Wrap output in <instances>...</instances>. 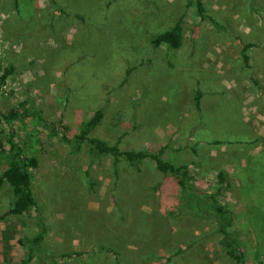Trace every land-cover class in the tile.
<instances>
[{"label":"rangeland","instance_id":"rangeland-1","mask_svg":"<svg viewBox=\"0 0 264 264\" xmlns=\"http://www.w3.org/2000/svg\"><path fill=\"white\" fill-rule=\"evenodd\" d=\"M200 1L204 18L189 0H0V66L13 68L0 113L30 98L72 137L101 109L95 137L161 149L189 166L199 197L223 171L229 187L218 199L235 214L242 264H264V0ZM178 21L179 48L150 45ZM29 121L0 123V173L10 136L37 160L28 172L46 233L28 264H233L213 221L184 207L152 162L115 169ZM11 202L3 184L0 263H18L27 250L17 239L37 232L34 213H7ZM74 252L90 254L59 258Z\"/></svg>","mask_w":264,"mask_h":264},{"label":"trees","instance_id":"trees-1","mask_svg":"<svg viewBox=\"0 0 264 264\" xmlns=\"http://www.w3.org/2000/svg\"><path fill=\"white\" fill-rule=\"evenodd\" d=\"M188 6L193 5L197 15L204 18L203 6L200 0H189ZM61 11V9H60ZM153 48L161 45L170 49H177L182 43V33L180 22H176L171 28L154 35L150 41ZM243 49H246L244 47ZM244 62H247V56L243 55ZM13 73L11 66H0V84ZM199 92L195 96V107L199 106ZM103 114L101 109L92 113L87 121L82 125L78 133L72 137H68L69 128L62 124L60 118L56 121L48 122L42 115L41 110L30 98L19 102L15 107L8 110L6 114L0 113V123H13L15 121H29L40 125L49 131L50 135L54 132L60 134V141L63 142L67 148L74 153L80 151L82 147L86 148L89 156L99 157L107 156L113 160V167L119 161L124 162L127 166L138 169V164L143 161H150L154 165L156 172L163 175L170 176L179 188V200L182 205L197 215L209 217L214 225L215 231L220 238L218 244L224 252L225 256L233 264H242L243 260V246L242 239L232 230L235 221V214L228 208L226 204L218 199L225 191L228 190L229 184L226 181V176L223 171L216 175V183L219 187L212 194L203 195L199 197L193 187L192 170L186 164L174 165L162 159V150L156 152L150 151H134L121 150L116 144H110L93 135L98 125L101 123ZM55 129V130H54ZM8 145V162L6 168L0 173V187L6 184L11 191L12 202L10 203L8 214L13 216H25L34 213L33 219L37 228L36 234L32 238L22 236L17 239V244L26 249L25 257L19 260L18 263H0V264H28L34 257V251L38 249L45 237V225L42 222L41 212L36 206L33 192L31 189V176L28 169L37 167V160L34 157L27 156L23 148L18 145L10 136L7 141ZM4 151V142L0 137V153ZM222 197V196H221ZM109 253V251H107ZM90 254V252H74L59 255L60 259H67L76 261L82 259L81 257ZM115 255L113 252L111 253ZM87 255V256H88ZM90 257H85L86 263ZM56 259L51 260L52 263L57 264Z\"/></svg>","mask_w":264,"mask_h":264}]
</instances>
